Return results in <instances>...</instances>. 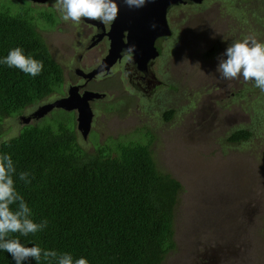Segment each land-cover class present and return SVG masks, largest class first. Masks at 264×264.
Segmentation results:
<instances>
[{"label": "trees", "instance_id": "obj_1", "mask_svg": "<svg viewBox=\"0 0 264 264\" xmlns=\"http://www.w3.org/2000/svg\"><path fill=\"white\" fill-rule=\"evenodd\" d=\"M15 47L42 61L43 69L32 77L0 63V155L13 160L15 187L31 218L46 220L47 226L35 234L12 236L28 247L82 256L88 264H160L174 247L172 214L180 184L155 166L150 137L140 142L106 136L87 152L69 112H60L56 124L40 122L50 110L3 136L4 119L39 104L60 81V69L30 21L0 7V60ZM20 172L29 173L30 183L19 179ZM259 220L264 229V219ZM0 264L15 261L0 250ZM25 264L56 261L42 255Z\"/></svg>", "mask_w": 264, "mask_h": 264}, {"label": "flooded vegetation", "instance_id": "obj_2", "mask_svg": "<svg viewBox=\"0 0 264 264\" xmlns=\"http://www.w3.org/2000/svg\"><path fill=\"white\" fill-rule=\"evenodd\" d=\"M226 1L230 4L233 1L237 3L228 9L232 10L233 14L242 13L243 16L238 21L242 22L251 34L254 32L256 35L260 33L264 36L263 14L254 13V16L261 22V28L253 30L249 26L252 10L247 19L244 14L246 9H242L244 4L239 5V0ZM115 3L118 13L111 23L81 19L79 24H75L72 21L65 22L61 19V14L55 6V0H0V7L5 6L11 12H18L30 21L32 29L42 39L48 53L60 69V81L47 95L49 96L47 100L66 96L68 90L78 96L84 91L98 93L96 97L87 101L91 110V118L86 136L81 137L75 128L76 135L82 142L87 141L91 130L96 132V142L100 140L101 134H104L102 138L111 136L103 132L98 134L93 128L97 117H111L121 123H129L134 118L127 113L129 108L137 111L139 108V110L144 109L143 115L150 112V120L155 128L154 133L162 126L171 128L172 125H176L175 129L181 134L189 132L193 135L197 131H202L208 138L218 139L210 141L209 145L219 146L221 135L222 143H226L230 150L257 149L262 157L259 173L264 175V92L255 87L254 81L246 82L242 76L237 79L220 78L215 82L205 79V75L213 72L217 66V57L222 54L220 53L221 46L232 43L233 40L230 37L234 34L226 35L221 39L213 37L221 27H227L225 28L227 30L223 32L229 33L235 26L219 20L214 21L212 17L216 14L210 9H205L204 13L195 16L199 19L205 17V25L197 24L198 29L195 33L190 26H187L189 22L187 16L182 27L185 28L183 32L189 31V33L183 34L184 38L179 40L180 35L177 28L171 27L169 15L165 10L164 18L168 33L152 37V50H149L148 46H145L143 50L137 44L128 43V47L123 44L118 49L115 48L116 53L113 59L108 61V55L111 53V40L115 35L118 34L120 42L125 43L126 39L133 38L131 36L136 29L131 26L134 18L129 17L126 11H123L118 1L115 0ZM183 5L202 7L204 3ZM116 19L119 20L117 26L114 24ZM236 26L238 29L237 23ZM60 28L64 30L65 35L54 31L53 39L59 43V46L53 50L61 59L66 58V62H59L52 56L45 40L49 30H60ZM174 57H177L181 72H184L186 77L180 71L178 73L182 74L181 77L173 73L172 58ZM195 60L197 64L193 63ZM198 74L199 77L196 79ZM188 79L196 80L198 83L191 86ZM253 96L256 99L254 105L257 104L255 107L252 104ZM56 109L60 112H69L75 124V109L67 111L61 108ZM121 110L125 114L119 117ZM153 115L158 117L159 121L155 120ZM236 130L238 132H235ZM145 133L150 137V145L153 139L147 131ZM230 134L232 139L227 140ZM233 167H236V163H233ZM237 167L243 169L244 165L238 163ZM263 205L264 199L261 207ZM233 209L240 211L237 206H233ZM263 230L261 223L260 227L255 224L252 234L249 235V247L256 243L262 246V264H264ZM224 237L223 235L218 236L219 239ZM214 249L234 252L235 246L230 242L220 243ZM218 256L223 257L219 253Z\"/></svg>", "mask_w": 264, "mask_h": 264}, {"label": "rangeland", "instance_id": "obj_3", "mask_svg": "<svg viewBox=\"0 0 264 264\" xmlns=\"http://www.w3.org/2000/svg\"><path fill=\"white\" fill-rule=\"evenodd\" d=\"M201 2L204 3L202 7L183 5H196ZM258 2L260 5L262 4L259 8ZM236 4L235 1L230 4L226 0H199L198 2L184 0L170 4L166 8V12L169 15L171 27L177 28L180 35L179 40L184 38L183 34L189 33V31L183 32V30L185 31V28L182 27L185 18L189 17L187 26H190L196 33L198 25H205V17L199 19L195 16L210 9L216 14L212 17L214 21L219 20L235 26L229 33L223 32L227 30L225 29L227 27H221L213 37L214 39L234 34L230 37L233 41L245 37H255L258 41L264 42V36H261L260 33L256 35L254 32L251 34L250 30L238 21L242 18V13L233 14L232 10L228 9ZM238 4H244L242 9H246L244 14L247 19H249L250 10H252L249 26L253 30L260 29L261 22L254 16V13L264 15V2L262 0H239ZM236 23L239 25L238 29ZM54 31L65 35L62 28L49 30L48 37H45L48 49L56 60L66 62V58L61 59L53 50L59 46V43L53 39ZM223 47L221 46L220 53L224 52L225 48ZM172 61L173 73H176L178 77H181L182 74L186 77V74L181 72L177 57L172 58ZM193 63L197 64L198 62L195 60ZM198 77L199 74L196 79ZM220 78L222 77L216 71V67L213 72L205 75V79L209 82L218 81ZM188 81L191 86L198 83L193 79H188ZM48 97L43 98L39 104L46 101ZM252 100L253 107H255L257 104L254 105L256 102L254 96ZM36 104L24 107L20 115H27ZM137 109L139 112L134 108H129L127 113L134 117L129 123H121L111 117H97L93 128L98 134L103 132L111 136H122L124 139L140 142L147 139L145 133L147 131L153 139L149 149L155 166L160 171L168 173L180 184L172 214L175 245L171 251L166 253L160 264H209L212 257H215L213 264H262L261 244L256 243L249 247V235L252 234L254 225L257 224L260 227L259 219H264V205L261 207V202L264 199V175L259 173V164H261L262 158L259 151L254 148L230 150L226 143H222L221 135L219 146L209 145L210 141L218 139L208 138L202 131H197L193 135H190L189 132L181 134L179 130L175 129L176 125H172L171 128L162 126L154 133L155 128L150 120V112L143 115L144 109ZM48 113L40 122L56 124L61 116L60 110L53 108ZM123 114L125 113L121 110L118 115L122 117ZM153 118L159 121V118L154 115ZM19 124L17 116L4 119L1 122V134L3 136L14 134ZM144 133L145 135H143ZM103 136L104 134H101L99 139H106L102 138ZM79 142L85 151H91L96 144V132L89 131L87 141L82 142L79 139ZM233 163H236V167H233ZM238 163L243 164L244 168L239 169ZM255 173L257 174L254 175ZM233 206H237L242 212L233 209ZM218 233L225 237L219 239ZM209 235L211 236L206 238ZM229 242L235 246V249L228 255H223L224 250L214 249L220 243L228 244ZM218 253L223 257L218 256Z\"/></svg>", "mask_w": 264, "mask_h": 264}, {"label": "clouds", "instance_id": "obj_4", "mask_svg": "<svg viewBox=\"0 0 264 264\" xmlns=\"http://www.w3.org/2000/svg\"><path fill=\"white\" fill-rule=\"evenodd\" d=\"M125 3L140 7L145 0H125ZM55 6L63 21L75 24H79L81 19L111 23L118 13L115 0H55ZM0 63L18 68L32 77L39 75L43 69L42 61L25 55L21 47L10 49ZM216 71L224 79L242 76L246 82L254 81L255 87L264 92V42L255 37H245L228 44L218 57ZM15 175L16 167L11 156L6 153L0 155V250L6 251L15 264H25L30 259L40 261L42 255L46 260H55L56 264H88L87 259L82 256L74 258L70 253L58 254L53 250H42L38 246L28 247L12 236L16 233L28 236L47 226L46 220L36 223L31 218V209L16 190ZM19 179L30 183L27 172H20ZM13 205L16 206L15 209Z\"/></svg>", "mask_w": 264, "mask_h": 264}, {"label": "water", "instance_id": "obj_5", "mask_svg": "<svg viewBox=\"0 0 264 264\" xmlns=\"http://www.w3.org/2000/svg\"><path fill=\"white\" fill-rule=\"evenodd\" d=\"M121 4L120 7L123 8V11H126V14L129 17L134 18L133 24L131 26L136 27L133 35L126 39L125 43L120 42L119 35H115V37L111 40V53L108 55V61H111L116 53L115 48H119L121 45H125L128 47V43L130 45L137 44L141 46L144 50L145 46L151 49V39L155 35L159 34H167L164 11L166 8L173 3L184 1V0H145L143 6H129L125 3V0H116ZM185 1H195L199 0H185ZM119 20H115V26H117ZM126 23V22H122ZM132 31V30H131ZM98 93L91 91H84L80 96L74 94L71 90L67 91V95L63 97H59L56 99H52L49 101L42 102L40 104H36L33 109L27 115H18L20 123H27L30 120H36L39 117H42L52 108H61L63 110H72L75 109V128L80 134L81 137H85L86 132L89 127V122L91 118V110L87 101L96 97ZM237 195L235 196L236 199ZM240 210V208H238ZM245 209V208H244ZM232 253L230 250H224L223 255H228ZM215 261V257H212V260L209 264H213Z\"/></svg>", "mask_w": 264, "mask_h": 264}]
</instances>
